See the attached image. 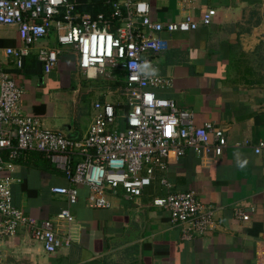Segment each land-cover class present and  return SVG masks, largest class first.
Wrapping results in <instances>:
<instances>
[{
  "label": "crops",
  "instance_id": "obj_1",
  "mask_svg": "<svg viewBox=\"0 0 264 264\" xmlns=\"http://www.w3.org/2000/svg\"><path fill=\"white\" fill-rule=\"evenodd\" d=\"M87 10L96 0H75ZM155 21L199 18L209 7L217 9L213 23L188 32L166 33L165 52L150 55L145 70L170 81L154 90L190 108L198 124L213 121L226 128L228 145L222 154L197 153L187 148L171 154L168 169L142 196L112 198L111 208H91L89 187L82 186L72 207L74 218L58 214L69 206L66 196L52 187L71 186L64 172L48 157L31 152L14 162L11 176L13 201L27 215L56 221L58 233L72 237L54 253L46 252L27 227L2 243L13 264H264V0H148ZM52 32L32 48L23 68L16 66L8 47L21 44L16 25L0 26V68L9 70L25 89L22 112L71 137H83L93 120L94 103L111 101L118 94L101 90L86 116L81 108L94 84L75 83L71 70L81 73L78 54L65 50L58 65L45 72L38 60V46H55ZM124 77L125 73H118ZM98 83H95L97 86ZM112 84V83H111ZM94 86V87H93ZM83 103V102H82ZM9 160L7 153H3ZM164 175L171 183L161 184ZM195 190L199 198L215 205V225L193 239L183 237L182 226L170 221L169 211L153 198L169 192ZM250 214L249 220L236 211Z\"/></svg>",
  "mask_w": 264,
  "mask_h": 264
},
{
  "label": "built area",
  "instance_id": "obj_2",
  "mask_svg": "<svg viewBox=\"0 0 264 264\" xmlns=\"http://www.w3.org/2000/svg\"><path fill=\"white\" fill-rule=\"evenodd\" d=\"M109 13H81L75 0H0V26L16 25L21 44L8 47L16 66L23 68L32 48L52 32L56 45L38 46V60L51 72L65 50L78 54L81 73L90 78L111 81L118 94L111 101L94 103L93 120L83 137H71L52 129L38 117L22 112L25 89L9 70L0 68V264L8 262L2 243L16 235L20 226L54 253L69 245L72 237L58 233L56 221L38 220L27 215L13 201V178L3 171L31 152H41L66 175L71 186L57 185L52 191L66 196L69 206L58 217L72 220V207L80 187H89L91 208H111L112 198L122 194L128 200L143 195L168 169L172 153L182 155L187 148L197 153L213 150L223 153L228 145L226 128L213 121L198 124L190 108L173 99L160 97L154 90L170 81L145 70L150 55L169 49L166 33L188 32L210 25L217 9L209 7L197 19L155 21L148 0H107ZM125 73L120 77L118 73ZM264 149V140L255 146ZM7 153L9 160H5ZM160 183H171L164 175ZM153 204L169 211L170 221L182 226L183 237L193 239L215 225V205L199 198L195 190L169 192L153 198ZM236 217L249 220L250 214L236 211Z\"/></svg>",
  "mask_w": 264,
  "mask_h": 264
},
{
  "label": "rangeland",
  "instance_id": "obj_3",
  "mask_svg": "<svg viewBox=\"0 0 264 264\" xmlns=\"http://www.w3.org/2000/svg\"><path fill=\"white\" fill-rule=\"evenodd\" d=\"M71 73H72V76H73V79H74V82L77 84V83H82L84 82V84H94V89H96V92L95 94L94 93H89V94H85L84 98H85V101L84 99L81 101V108L83 109V114L81 115L82 117L85 116L87 118V116L85 115L86 114V109H88L89 107V104L92 102L95 101L96 98H98V93L99 91L101 90H104L106 92H108L110 90L109 86L111 84V81L108 80V79H105L103 77H99V79H95V80H90L88 82H86V80L84 79L85 77L78 74L76 72V69L75 70H71ZM95 83H98L97 86L95 85ZM83 102V103H82Z\"/></svg>",
  "mask_w": 264,
  "mask_h": 264
},
{
  "label": "trees",
  "instance_id": "obj_4",
  "mask_svg": "<svg viewBox=\"0 0 264 264\" xmlns=\"http://www.w3.org/2000/svg\"><path fill=\"white\" fill-rule=\"evenodd\" d=\"M78 11L81 13H90L94 16L99 12L109 13L111 11V6L107 4V0H96L95 6L93 8L87 10L85 7H80L78 5Z\"/></svg>",
  "mask_w": 264,
  "mask_h": 264
}]
</instances>
